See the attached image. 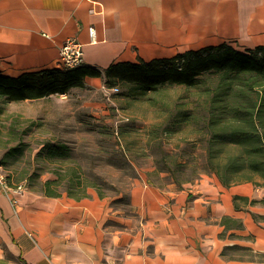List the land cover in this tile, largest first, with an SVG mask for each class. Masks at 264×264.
<instances>
[{
    "label": "crops",
    "instance_id": "1",
    "mask_svg": "<svg viewBox=\"0 0 264 264\" xmlns=\"http://www.w3.org/2000/svg\"><path fill=\"white\" fill-rule=\"evenodd\" d=\"M72 38L85 66L102 72L224 43L246 51L264 47V0H0L1 75L55 69ZM24 187L16 210L0 191V264H264L229 256L264 255V189L250 182H183L174 168H142L128 210L116 206L122 195L53 198Z\"/></svg>",
    "mask_w": 264,
    "mask_h": 264
},
{
    "label": "rangeland",
    "instance_id": "2",
    "mask_svg": "<svg viewBox=\"0 0 264 264\" xmlns=\"http://www.w3.org/2000/svg\"><path fill=\"white\" fill-rule=\"evenodd\" d=\"M202 81L196 89L169 86L140 99L126 96L129 86L121 84L116 92L88 85L66 96L8 104L0 100V165L14 185L41 187L58 178L63 194L83 197L94 189L109 199L122 195L116 206L125 210L142 168H174L183 182L217 176L227 153L211 147L214 129L206 89L219 76ZM44 143L63 144L65 163L48 159L46 151L39 156ZM213 150L217 158L211 163ZM255 180L264 186V180ZM229 256L264 261L252 249Z\"/></svg>",
    "mask_w": 264,
    "mask_h": 264
},
{
    "label": "trees",
    "instance_id": "3",
    "mask_svg": "<svg viewBox=\"0 0 264 264\" xmlns=\"http://www.w3.org/2000/svg\"><path fill=\"white\" fill-rule=\"evenodd\" d=\"M210 75L219 76L215 86L206 89L211 106L210 126L214 129L211 147L221 148L219 152L227 153L223 167L218 165L219 171L215 172L226 187L247 182L260 187L255 179L264 180L263 46L240 51L224 43L178 54L171 59L119 63L103 72L84 65L66 71L55 68L26 73L17 78L0 74V100L8 104L67 95L72 89L86 88L85 79L88 77L103 78L105 86L111 89L119 90V85H128L125 95L140 99L169 86L196 89L202 79ZM223 122L225 124L218 128ZM45 151L48 159L57 157L65 163L67 148L63 144L44 143L39 156ZM210 154L212 163L217 157L214 150ZM59 181L58 178L48 180L35 191L48 197H61L63 193L59 190ZM67 195L78 200L88 197H77L71 192Z\"/></svg>",
    "mask_w": 264,
    "mask_h": 264
},
{
    "label": "built area",
    "instance_id": "4",
    "mask_svg": "<svg viewBox=\"0 0 264 264\" xmlns=\"http://www.w3.org/2000/svg\"><path fill=\"white\" fill-rule=\"evenodd\" d=\"M89 35L92 42H96V31L93 27L89 29ZM85 65V52L84 45L76 39H68L62 45L60 50V57L57 61L56 68L59 70H71ZM106 89V88H105ZM112 92L118 91L117 89H110ZM3 167L0 166V191L7 194L9 199L16 208L19 205L18 199L14 195H19L25 191L24 185H18L16 188H12L9 184Z\"/></svg>",
    "mask_w": 264,
    "mask_h": 264
}]
</instances>
